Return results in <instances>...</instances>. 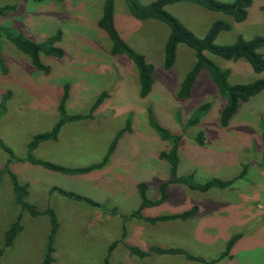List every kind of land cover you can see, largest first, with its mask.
<instances>
[{
    "label": "rangeland",
    "instance_id": "1",
    "mask_svg": "<svg viewBox=\"0 0 264 264\" xmlns=\"http://www.w3.org/2000/svg\"><path fill=\"white\" fill-rule=\"evenodd\" d=\"M138 1L147 4L152 0ZM4 4H12L14 9L0 16V26L35 42L59 30L62 55L40 53V61L48 66L44 73L30 63L26 54L0 37V104L9 91V97L0 105V141L14 157H24L31 136L49 130L58 118L56 105L64 85L68 87L65 110L69 114L85 115L100 92L105 91L106 96L90 118L64 123L57 138L40 142L33 156L66 167H82L98 162L110 141L117 138L102 167L75 174L14 158L7 164L8 156L0 149V264H40L49 230L46 215L30 216L14 202L7 170L15 174L19 183L26 184L27 202L36 209L51 208L55 212L57 229L50 264H103L112 242L115 244L108 264H203L188 261L180 254L151 253L139 258L129 254L126 245L144 250L150 245L180 247L210 260L236 233L240 237L230 257L209 264H264V173L260 166L264 163V88L240 102L228 124L220 126L224 98L206 70L199 72L187 98L176 97L194 56L189 47L178 43L173 64L167 69L162 67L167 24L156 19L137 20L124 0H113L116 30L153 67L150 91L139 97L133 63L124 55L111 54L108 37L97 27L103 0H0V6ZM164 9L197 37H202L214 20L221 19L218 13L187 1L167 4ZM225 21L231 28L217 34L216 44L232 43L237 35L248 39L264 34V0H251L243 21L235 22L229 16ZM258 52L264 56V46ZM208 56L219 67L229 69V82L246 83L264 77V71L254 73L242 58ZM202 102H209L204 116L196 125L185 127L187 118ZM149 119L170 134L181 135L177 176L191 174L195 183L211 178L232 180L228 185L231 187L206 191L171 183L161 204L142 210L144 216H156L196 205V214L184 220L150 224L108 213L111 208L119 214L135 209L136 185L140 182L146 185L147 198H157L158 185L167 179V161L158 154L167 151L170 143L159 138ZM199 130L204 136L200 145L193 140ZM243 153L248 158L245 160L258 163L257 174L241 164ZM243 184L252 187L249 192L243 191ZM52 187L92 199L98 205L65 196ZM245 194L248 204L242 198ZM17 215L20 228L10 244L3 247L4 233Z\"/></svg>",
    "mask_w": 264,
    "mask_h": 264
},
{
    "label": "trees",
    "instance_id": "2",
    "mask_svg": "<svg viewBox=\"0 0 264 264\" xmlns=\"http://www.w3.org/2000/svg\"><path fill=\"white\" fill-rule=\"evenodd\" d=\"M187 1L195 3L206 10L212 12H218L229 16L235 22L243 21L247 16V8L249 7L251 0H232L230 2H224L220 0H152L147 4H141L138 0H124L125 5L130 14L137 20L156 19L169 27V32L163 44L162 55V67L169 68L175 59V48L178 43H183L193 51L194 61L192 65L184 73L179 86L176 91V97L183 99L190 95L191 88L197 78V75L201 70H206L211 82L214 84L218 94L224 98V104L219 112V124L220 126H226L231 116L235 113L240 102L247 101L250 97L256 95L264 88V77H256L250 82L246 83H234L229 82V69L221 68L213 62L208 56L214 55L224 60H237L239 58L244 59L250 66L251 70L259 74L264 71V56L258 49L264 46V34L253 35L252 37L245 39L241 35H237L232 43L229 44H216L214 39L221 31H228L231 28L229 22L219 19L214 20L209 28L206 30L202 37L195 36L190 30H188L177 18L169 14L164 7L167 4ZM14 5L4 4L0 6V16L12 11ZM97 27L100 28L108 37L110 41V53L124 55L130 60L136 68L137 80H138V95L139 97H145L151 88L153 83L152 71L153 67L148 62L142 52L133 49L118 33L113 22V0H103L101 15L96 21ZM4 37L10 43H12L16 49L23 52L29 57L30 63L38 70L44 73L48 72V66L44 65L39 58V54L52 55L59 57L62 55V49L58 46V42L61 40L60 31L57 30L54 34L47 37L42 42L32 41L18 32H14L11 28L0 26V37ZM67 85L63 86V93L56 105L58 118L53 123L51 128L47 131L38 132L31 136L26 143V153L24 157L17 158L12 155L10 148L4 145L0 141V149L8 156L7 164L11 159L26 160L31 164L41 165L49 170L58 171L62 173H83L88 172L95 168L102 167L108 160V157L112 153L116 136L110 141L102 158L93 164H89L82 167H66L58 165L49 161L37 159L33 156L32 152L40 142L46 140H55L57 134L64 123L69 121L81 120L90 118L91 113L100 104L103 98L106 96V92L102 91L96 97L92 103L89 112L85 115L69 114L65 110V100L67 98ZM9 97V91L4 94L3 100ZM2 100L1 104L4 103ZM209 108V102L200 103L187 118L184 126H194L204 116ZM3 110V108H2ZM2 112V111H1ZM151 127L158 134L162 140H168L170 146L167 151H160L158 156L161 159L167 161L168 175L167 179L158 185L159 196L155 199H149L146 196V185L144 183H138L136 185L138 193V205L135 209L131 210L128 214H119L115 208L108 209V213L112 215H119L124 219H138L144 222L153 224L158 221L168 220H184L196 214V205L191 206L181 212L156 215V216H144L142 210L148 207H154L161 204L166 199V187L171 183H179L185 185L191 190L206 191L209 188H225L231 183V179L222 180L218 178H211L202 183H195L191 174L185 176H177V147L181 138V135L170 134L167 130L161 127L155 120L149 119ZM128 129V125L124 127ZM193 140L197 144H202L204 140L203 132L197 131ZM264 140V136H263ZM264 167V164H261ZM244 170V168H243ZM243 170L239 174L242 175ZM7 174L11 184V190L14 196V202L19 205L22 211L27 212L30 216H36L44 214L48 217L49 230L46 237V243L44 245L43 256L40 264H50L53 260V235L57 229V222L54 210L51 208L36 209L34 205L25 200L27 196L26 184L18 182L16 176L11 171L7 170ZM52 190H57L59 193L73 197L74 199L81 200L91 206H97L98 203L92 199L86 197H80L76 194L62 191L55 187ZM19 215L10 223L4 233L2 246L5 247L10 244L11 240L19 230ZM240 237L239 233L231 235L223 248V250L213 259L205 260L200 256L188 253L186 250L180 247H161L158 245H150L147 249H141L135 245H126L129 254L136 255L139 258L148 256L151 253L155 254H180L188 261H196L203 264H209L216 262L217 260L230 257V250L234 242ZM115 243L112 242L108 249L107 254L103 259V264H108L107 258L112 246Z\"/></svg>",
    "mask_w": 264,
    "mask_h": 264
},
{
    "label": "crops",
    "instance_id": "3",
    "mask_svg": "<svg viewBox=\"0 0 264 264\" xmlns=\"http://www.w3.org/2000/svg\"><path fill=\"white\" fill-rule=\"evenodd\" d=\"M216 13H218V12H216ZM219 15L217 16V17H219V18H221V19H227V15H224V14H221V13H218ZM230 19H228V21H229ZM261 149H262V147H261ZM244 154V153H243ZM261 155V154H260ZM264 157V156H263ZM245 159H248L246 156H245V154H244V159L242 158V159H240L241 160V164L242 165H244V164H246L247 165V168H250L252 171H253V174H257V171H258V169H259V166H258V163H255V162H253V161H250V162H248L247 160H245ZM262 162V161H261ZM261 164H264V163H261ZM260 164V166H261V168H262V172L264 173V167L262 166ZM249 166V167H248ZM249 181V180H248ZM262 184H264V182L262 183ZM228 187H231V186H228ZM227 188V187H226ZM241 188L243 189V191L244 192H249V189L250 188H252L251 186H249V185H246V184H243V186H241ZM242 198L246 201V203L248 204V195H246L245 194V197H244V195L242 196ZM243 200V201H244ZM262 207H263V209H264V205H262ZM240 209H239V213H240V219H239V221L241 222V221H243V219H242V216H241V210H242V207H241V205H240V207H239ZM263 212H264V210H263ZM264 218V217H263ZM245 220L247 219V214H246V217L244 218Z\"/></svg>",
    "mask_w": 264,
    "mask_h": 264
}]
</instances>
